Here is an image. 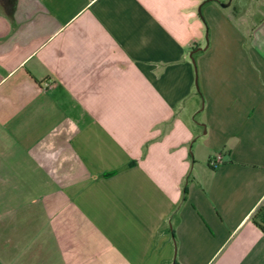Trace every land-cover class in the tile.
Returning <instances> with one entry per match:
<instances>
[{
    "label": "crops",
    "instance_id": "0c3cea01",
    "mask_svg": "<svg viewBox=\"0 0 264 264\" xmlns=\"http://www.w3.org/2000/svg\"><path fill=\"white\" fill-rule=\"evenodd\" d=\"M229 6L0 0L9 254L264 264V14Z\"/></svg>",
    "mask_w": 264,
    "mask_h": 264
},
{
    "label": "rangeland",
    "instance_id": "374dc122",
    "mask_svg": "<svg viewBox=\"0 0 264 264\" xmlns=\"http://www.w3.org/2000/svg\"><path fill=\"white\" fill-rule=\"evenodd\" d=\"M220 6L221 4H230L226 9L227 14H231L233 8L247 9V8H259V17L264 14V5L260 4L263 0H215ZM226 1V2H225ZM240 11V10H239ZM7 209L6 207L4 208ZM20 211V210H19ZM21 215V214H20ZM23 215V214H22ZM21 215V216H22ZM8 228L9 224L0 225V264H57V257L59 255L54 251L46 252L45 245L40 241L34 244L33 249L30 252L22 253L21 255L9 254L8 243ZM34 243V242H33Z\"/></svg>",
    "mask_w": 264,
    "mask_h": 264
},
{
    "label": "trees",
    "instance_id": "16d2710c",
    "mask_svg": "<svg viewBox=\"0 0 264 264\" xmlns=\"http://www.w3.org/2000/svg\"><path fill=\"white\" fill-rule=\"evenodd\" d=\"M252 223L256 225L261 233L264 235V201L259 206L255 214L251 218Z\"/></svg>",
    "mask_w": 264,
    "mask_h": 264
},
{
    "label": "built area",
    "instance_id": "2783aa9c",
    "mask_svg": "<svg viewBox=\"0 0 264 264\" xmlns=\"http://www.w3.org/2000/svg\"><path fill=\"white\" fill-rule=\"evenodd\" d=\"M46 86H49L48 84ZM223 163V157L221 154H217L214 157H212L208 164L211 168H216L217 166H219L220 164Z\"/></svg>",
    "mask_w": 264,
    "mask_h": 264
},
{
    "label": "water",
    "instance_id": "95a60500",
    "mask_svg": "<svg viewBox=\"0 0 264 264\" xmlns=\"http://www.w3.org/2000/svg\"><path fill=\"white\" fill-rule=\"evenodd\" d=\"M228 5H229V4H221V7H227ZM200 9H201V6H199V8H198V14H199L200 17H201ZM201 19H202V17H201ZM195 52H196V50L193 51V52L191 53V55H192L193 53H195Z\"/></svg>",
    "mask_w": 264,
    "mask_h": 264
}]
</instances>
